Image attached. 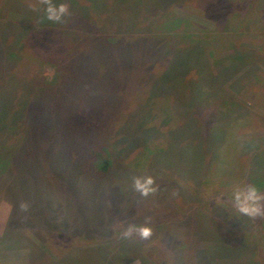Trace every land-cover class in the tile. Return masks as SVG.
<instances>
[{"label": "rangeland", "instance_id": "374dc122", "mask_svg": "<svg viewBox=\"0 0 264 264\" xmlns=\"http://www.w3.org/2000/svg\"><path fill=\"white\" fill-rule=\"evenodd\" d=\"M62 2L0 0V264H264V0Z\"/></svg>", "mask_w": 264, "mask_h": 264}, {"label": "clouds", "instance_id": "9594fccd", "mask_svg": "<svg viewBox=\"0 0 264 264\" xmlns=\"http://www.w3.org/2000/svg\"><path fill=\"white\" fill-rule=\"evenodd\" d=\"M43 14L50 22L62 23L64 18L70 15L69 5L62 0H43ZM133 187L141 196H148L156 191L152 176L134 178ZM222 196L231 201L239 216L248 218L264 216V191L255 184L236 187ZM220 202L223 203V200ZM135 230L142 239H147L152 233V229L147 226H140Z\"/></svg>", "mask_w": 264, "mask_h": 264}, {"label": "trees", "instance_id": "16d2710c", "mask_svg": "<svg viewBox=\"0 0 264 264\" xmlns=\"http://www.w3.org/2000/svg\"><path fill=\"white\" fill-rule=\"evenodd\" d=\"M199 89L200 88H198V90ZM199 91L201 92V90H199ZM93 124H94V122L92 120L85 121L82 123V125L85 127H89ZM221 136H222V134H220V137ZM214 139H215L214 141H217L218 137L216 138V136L214 135ZM158 152H160V151H158ZM163 154H164V152H161L159 154L160 155L159 158L161 160L163 159ZM93 155L95 158L94 166H95L96 173H99L101 175L109 173V171H111V169L113 168V164L111 163L108 152L104 149L103 151L102 150L101 151H95ZM214 163H216V160L214 161ZM123 176H125V178L131 177V176H128L125 172H123Z\"/></svg>", "mask_w": 264, "mask_h": 264}]
</instances>
